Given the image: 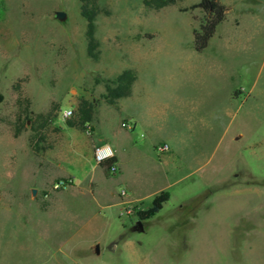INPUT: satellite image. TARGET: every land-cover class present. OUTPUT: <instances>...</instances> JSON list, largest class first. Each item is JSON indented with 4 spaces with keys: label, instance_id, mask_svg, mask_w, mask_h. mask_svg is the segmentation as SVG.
Masks as SVG:
<instances>
[{
    "label": "rangeland",
    "instance_id": "1",
    "mask_svg": "<svg viewBox=\"0 0 264 264\" xmlns=\"http://www.w3.org/2000/svg\"><path fill=\"white\" fill-rule=\"evenodd\" d=\"M141 1L85 2L96 9L98 55L92 60L79 0H0V264H264V0H219L227 9L216 28L223 34L214 36L205 52L227 70L223 84L231 90V111L221 120L209 117L205 161L169 183L134 131L118 138L125 161L121 174L104 179L96 167L92 177L100 190L90 195L81 185L75 191L72 220L53 221L60 218L58 210L47 214L37 208L50 182L61 180L58 188L65 187L67 172L76 186L91 168L72 144L79 135L91 136L90 122L83 129L77 125L80 102L90 104L95 118L100 108H109L108 126L119 112L112 108L135 107L124 98L108 104L103 95L105 84L131 69L136 43L149 55L138 75L156 91L160 76L178 72L176 59L196 56L191 31L202 13L189 6L198 0H175L157 9ZM56 11L64 13L62 19ZM240 20L242 28L230 25ZM181 76L174 90L156 93L183 98L190 90L191 108H208L201 98L204 81ZM208 80L211 85L214 78ZM67 109L71 114L63 118ZM103 125L110 137V127ZM132 152L143 165L140 178L128 159ZM122 180L132 184L141 210L159 189L167 191L168 200L139 220L135 207L125 208L114 196Z\"/></svg>",
    "mask_w": 264,
    "mask_h": 264
},
{
    "label": "crops",
    "instance_id": "2",
    "mask_svg": "<svg viewBox=\"0 0 264 264\" xmlns=\"http://www.w3.org/2000/svg\"><path fill=\"white\" fill-rule=\"evenodd\" d=\"M226 14L227 9L225 17ZM254 16L255 15L251 16V18L254 19ZM254 21L256 22V20ZM258 21H260L259 18ZM230 25L233 28L240 29L243 23L240 20L238 25H232L231 23ZM216 28L203 50L196 52L192 48L196 55L195 57L176 59L177 65L175 64L173 69H177L178 72L175 71L164 74L157 80L159 90L165 91V89H167V91H170V89H175L178 79L182 77L181 75L198 76L205 83V94L204 96L202 95L201 98L209 102L208 108H191L190 90L185 92L183 98H180V96L175 93H172L173 95H170V97L168 93L165 98V96L160 95L162 91L156 93L159 90H152L151 85L138 75V73L144 70V67L142 66V68H140V65L143 64V61L149 55L144 48L136 43L137 46L134 47V50L130 54L132 61L130 68L134 71L135 78L130 86L129 94L120 97L125 99L126 104L132 102V105L134 104L135 107L112 108L119 111L116 115V122L112 126L110 124L108 126L106 122V112H108L109 108H100L99 115L96 118L91 114L89 121L86 122L91 123V136L87 138L83 135H79L78 139L72 140V144L75 143L77 148L81 151V156H87L89 158V163L91 164L90 170L84 171L81 176L82 178L77 180L78 185L76 186L73 185V177L67 172H64L62 175L71 177V179L68 180L69 184L65 187L60 189L52 188V184L55 181L50 182L48 188L45 189L43 193V196L46 198L45 202L42 203V206L40 203L37 205L40 212L51 214L50 211L53 212V210H58V216H60V218H54L53 221L66 222L72 220V216L69 212L70 202L73 196H75V193L79 190V186L84 185L85 190L90 195H94L100 190L92 177V173L97 169L96 167L99 168L98 173L104 179H108L111 175L121 174L125 161L120 157V146L117 143L118 138L131 135L134 131H137L134 134L139 136L138 142L144 141L148 146L164 175L171 179L173 178L168 181L169 183H176L181 180V178L186 177L195 170L196 167L194 166L196 162L198 163L201 160L202 162L206 160L202 159L204 156L202 147L209 143L208 133L204 130L211 131L213 126L208 120L209 117L212 116L215 120H221L223 116H228L231 111L228 105V101L232 95H230L231 90L229 86L223 84V79H228L227 70L224 68L221 59L211 57L210 54H206L205 52L212 41L211 39L214 36L218 37L223 34L221 30L219 31ZM179 73H181V75ZM210 77L214 78V80L211 81V85L207 82L210 81L208 80ZM205 96H212L213 100L209 98L212 103L208 98H205ZM167 111L173 112V115L169 118L167 116L168 114L166 115ZM122 121L129 122L132 126L131 129L124 130L120 128L119 125ZM102 125L103 127H110V137H106L105 133L102 132ZM158 131H161L163 134H158ZM103 143L108 144L114 152L112 159V163L116 166V171L114 173L105 171L99 164H96L92 158L93 146ZM131 144L137 146L136 142H131ZM160 144H165L167 149L161 152L156 151L155 147ZM129 156L128 159L133 164L135 176L137 178L142 177L143 165L141 164L139 155L136 152H132ZM122 185L118 193L114 191V196L117 201L119 200L121 204H125V208L128 206L135 207L136 210L141 211V209L138 208L139 197L135 194L132 184L128 180H122ZM159 191L161 190L159 189L157 192L151 194V198ZM121 192H123V194H121ZM29 219H35L37 222L42 221L41 218Z\"/></svg>",
    "mask_w": 264,
    "mask_h": 264
},
{
    "label": "trees",
    "instance_id": "3",
    "mask_svg": "<svg viewBox=\"0 0 264 264\" xmlns=\"http://www.w3.org/2000/svg\"><path fill=\"white\" fill-rule=\"evenodd\" d=\"M79 13L85 21L84 39L86 55L95 60L98 55L97 40L94 37V15L96 9L92 6L87 7L85 3L87 0H79ZM142 4L146 7L157 9L166 4L175 2V0H142ZM189 9H198L202 13V17L199 20L197 27L193 28L192 34V48L196 52L203 50L210 37L213 35L216 26L221 23L225 17L226 7L219 0H198L191 4ZM135 78L134 71L132 69H124L119 72L112 80H110L104 86L103 98L105 102L111 104L115 99L127 96L130 91V86ZM1 99V96H0ZM79 112V128H84L87 121L91 116L90 104L82 100L78 107ZM71 125L70 122L66 123ZM113 157L106 161L99 163V165L108 171L109 163L113 162ZM168 199L167 191L161 190L154 194L150 200V205L146 209L138 211L136 213L137 218L146 219L155 214L162 206V204Z\"/></svg>",
    "mask_w": 264,
    "mask_h": 264
},
{
    "label": "built area",
    "instance_id": "4",
    "mask_svg": "<svg viewBox=\"0 0 264 264\" xmlns=\"http://www.w3.org/2000/svg\"><path fill=\"white\" fill-rule=\"evenodd\" d=\"M70 114H71V111L67 109V110H63V112L61 113V116L63 118H67L69 117ZM120 127L126 130H130L132 126L129 122L122 121L120 122ZM166 149H167V146L165 144H160L155 147V150L158 152L164 151ZM113 156H114V152L108 144H104V143L98 144V145L93 146L92 148V158L96 164L106 162L110 160ZM115 171H116V166L114 165V163L112 162L109 163L108 172L114 173ZM62 184L63 182L61 180L56 181L52 184V188H58ZM121 194H123V192H121Z\"/></svg>",
    "mask_w": 264,
    "mask_h": 264
},
{
    "label": "water",
    "instance_id": "5",
    "mask_svg": "<svg viewBox=\"0 0 264 264\" xmlns=\"http://www.w3.org/2000/svg\"><path fill=\"white\" fill-rule=\"evenodd\" d=\"M63 16H64V13H62V12H60V11H56V12H55V17H56V18H58V19H62ZM137 223H139V221H138ZM138 226H139V229H141L140 225H138Z\"/></svg>",
    "mask_w": 264,
    "mask_h": 264
}]
</instances>
